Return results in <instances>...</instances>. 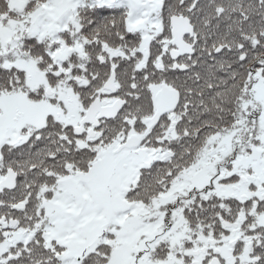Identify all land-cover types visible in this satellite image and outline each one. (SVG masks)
Segmentation results:
<instances>
[{"label":"snow or ice","instance_id":"1","mask_svg":"<svg viewBox=\"0 0 264 264\" xmlns=\"http://www.w3.org/2000/svg\"><path fill=\"white\" fill-rule=\"evenodd\" d=\"M0 264H264V0H0Z\"/></svg>","mask_w":264,"mask_h":264}]
</instances>
